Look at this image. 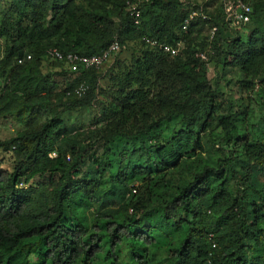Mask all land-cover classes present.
<instances>
[{
    "label": "trees",
    "instance_id": "obj_1",
    "mask_svg": "<svg viewBox=\"0 0 264 264\" xmlns=\"http://www.w3.org/2000/svg\"><path fill=\"white\" fill-rule=\"evenodd\" d=\"M224 1L11 0L0 20V71L10 75L0 115L23 129L0 143L14 158L0 171V264H264V138L240 129L247 104L225 112L207 68L238 69L264 101V0H248L245 34L223 21ZM193 10L209 19L183 31ZM205 27L217 31L198 40ZM145 37L185 48L171 56ZM115 40L120 51L99 68L73 71L49 55H99ZM130 42L140 45L131 64L102 88L100 70ZM44 59L67 68L58 92L51 74L31 73ZM50 95L39 121L32 98ZM94 106L89 128L64 119Z\"/></svg>",
    "mask_w": 264,
    "mask_h": 264
},
{
    "label": "rangeland",
    "instance_id": "obj_2",
    "mask_svg": "<svg viewBox=\"0 0 264 264\" xmlns=\"http://www.w3.org/2000/svg\"><path fill=\"white\" fill-rule=\"evenodd\" d=\"M11 3V0H4L0 2V20L3 16V13L7 10ZM1 24V23H0ZM245 27L240 30V33L245 34ZM212 35L211 29L205 27L204 31L198 37V40H202L203 38H209ZM7 41L5 38H0V69H1V60L4 56V52L6 49ZM140 45L137 43L134 44L130 42L124 46L121 54L117 55L114 59L108 62L101 70H100V84L102 88H105L111 85L109 81L110 75L109 72L113 70V72H120L122 69L131 64L130 62L135 57L137 49H139ZM208 55V54H207ZM209 58V56H208ZM207 58V61H208ZM31 73L34 77L40 78L44 75L51 74V78L56 82V92H58L61 87L60 84L64 82V76H60L57 73H61L63 70H67L66 66L63 64L55 63L52 59L42 60L40 63H34ZM16 69L17 67L13 65ZM209 77L212 81L218 80L221 91L223 92L220 101L224 107L225 112L234 108V110L239 109V105L241 103H245L249 106V116L244 120H240L239 127L242 130L249 132V134L258 139L264 138V101L259 98L256 94L250 93L245 90L241 86V81L243 77L238 69L230 68V72L224 74L222 67L218 66L214 61L208 62L207 64ZM24 71V70H23ZM22 73V72H21ZM23 74V73H22ZM10 75H3L0 71V98L4 95L6 88L8 87L10 81ZM243 83V82H242ZM260 88V87H259ZM258 89V86L256 87ZM260 90V89H259ZM258 90V91H259ZM248 95H250L248 97ZM51 98V95L48 96H40L32 98V104L36 103L35 109L36 113H40L39 121H44L49 117V102L48 100ZM97 108L94 106V109L82 110L75 109L71 113H67L64 116L68 125H81L83 128H89L92 122L94 115L97 113ZM39 117V116H38ZM23 129V125L16 121V118L13 115H0V143L10 139L15 136L18 131ZM123 149H127V145L122 147ZM103 150L100 149L98 154H102ZM207 156L209 154L207 153ZM89 161L85 166V169L88 170ZM14 168V158L11 152H6L3 148L0 147V171H13ZM188 174V173H187ZM189 175V174H188ZM190 176V175H189ZM108 244V238H105L103 241V246ZM104 249V248H103ZM154 247L151 249L150 254L155 253ZM125 249L123 248V253ZM106 252V248L103 251L101 258L103 259L104 254ZM128 252V248H127ZM127 252L123 255L122 259L127 260ZM157 257L155 259L164 258L166 256L165 250L162 248L158 250ZM34 255L31 254L30 257L34 259ZM153 264H156L155 262Z\"/></svg>",
    "mask_w": 264,
    "mask_h": 264
},
{
    "label": "built area",
    "instance_id": "obj_3",
    "mask_svg": "<svg viewBox=\"0 0 264 264\" xmlns=\"http://www.w3.org/2000/svg\"><path fill=\"white\" fill-rule=\"evenodd\" d=\"M184 1V0H183ZM208 1V0H207ZM136 4L130 3L131 15L134 17L135 22L139 23L141 13L137 10ZM253 12V7L248 0H225L223 5V21H225L231 28L236 29L238 31L242 30V28L251 20V15ZM197 18H201L203 20H208L209 15H207L203 10L197 11L193 10L188 18L185 20L182 30L187 31L189 26L193 21ZM212 35L217 31V27H213L211 29ZM144 40L154 46L158 47L162 51L170 54L171 56H178L185 48V43L183 41L178 42L176 46H172L167 43L158 42L156 40L150 38H144ZM121 49L120 43L115 40L110 46L104 50L99 55L92 56H81L76 53L64 54L57 48H53L49 51L50 57L56 60L65 61L71 70L78 71L80 69H89V68H99L105 62L109 61L115 54H117ZM198 56L202 60H207L208 55L206 52H200ZM32 59L31 54H27L26 56L18 59V64H23L25 61ZM85 86H80L76 90V94L82 96L86 92ZM52 157H56V153L54 152ZM216 247V243L213 244Z\"/></svg>",
    "mask_w": 264,
    "mask_h": 264
}]
</instances>
